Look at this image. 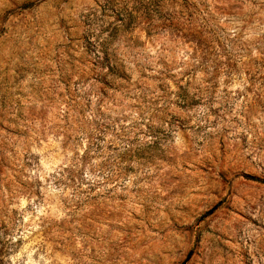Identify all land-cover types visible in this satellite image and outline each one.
I'll use <instances>...</instances> for the list:
<instances>
[{"label":"rangeland","instance_id":"1","mask_svg":"<svg viewBox=\"0 0 264 264\" xmlns=\"http://www.w3.org/2000/svg\"><path fill=\"white\" fill-rule=\"evenodd\" d=\"M0 264H264V0H0Z\"/></svg>","mask_w":264,"mask_h":264},{"label":"trees","instance_id":"2","mask_svg":"<svg viewBox=\"0 0 264 264\" xmlns=\"http://www.w3.org/2000/svg\"><path fill=\"white\" fill-rule=\"evenodd\" d=\"M177 89H178V91L175 92L174 94H185V93H184V91H185V90H184V89H185L184 86H177ZM85 138H86V136H85ZM85 141H86V143H87L88 145L91 144V143L88 142L87 139H86Z\"/></svg>","mask_w":264,"mask_h":264}]
</instances>
